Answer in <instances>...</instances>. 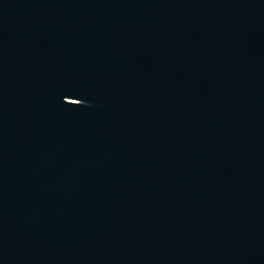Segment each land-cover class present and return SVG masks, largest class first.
I'll return each mask as SVG.
<instances>
[{"label": "water", "instance_id": "obj_1", "mask_svg": "<svg viewBox=\"0 0 264 264\" xmlns=\"http://www.w3.org/2000/svg\"><path fill=\"white\" fill-rule=\"evenodd\" d=\"M0 264H264V0H0Z\"/></svg>", "mask_w": 264, "mask_h": 264}]
</instances>
